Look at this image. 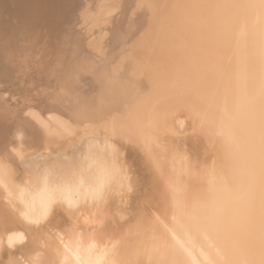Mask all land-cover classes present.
Listing matches in <instances>:
<instances>
[{
	"label": "bare ground",
	"instance_id": "1",
	"mask_svg": "<svg viewBox=\"0 0 264 264\" xmlns=\"http://www.w3.org/2000/svg\"><path fill=\"white\" fill-rule=\"evenodd\" d=\"M0 264H264V0H0Z\"/></svg>",
	"mask_w": 264,
	"mask_h": 264
},
{
	"label": "rangeland",
	"instance_id": "2",
	"mask_svg": "<svg viewBox=\"0 0 264 264\" xmlns=\"http://www.w3.org/2000/svg\"><path fill=\"white\" fill-rule=\"evenodd\" d=\"M7 96V95H6ZM5 96V97H6ZM181 118V119H180ZM179 120V121H178ZM183 121V122H182ZM177 122L182 126H185L183 117H179ZM181 125V124H180ZM89 140H83L76 148L73 154L69 155L68 158H63L59 165L55 167V171L52 175V183L55 185H62L67 181L71 180L74 175L81 172L82 169L88 163L89 158L91 155L89 154L90 144ZM107 146H103L104 154H108ZM92 151V150H91ZM94 158V153L91 152ZM30 170L34 173L37 179H40L43 174L47 171L48 167L46 168L43 163H32L29 165ZM57 205V204H56Z\"/></svg>",
	"mask_w": 264,
	"mask_h": 264
}]
</instances>
